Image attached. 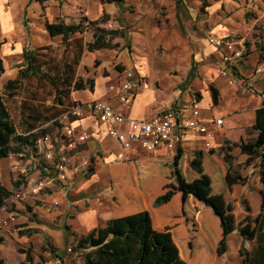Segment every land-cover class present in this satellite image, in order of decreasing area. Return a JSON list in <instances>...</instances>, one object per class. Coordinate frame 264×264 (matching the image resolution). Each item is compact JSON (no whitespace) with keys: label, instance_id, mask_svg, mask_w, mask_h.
Returning a JSON list of instances; mask_svg holds the SVG:
<instances>
[{"label":"crops","instance_id":"0c3cea01","mask_svg":"<svg viewBox=\"0 0 264 264\" xmlns=\"http://www.w3.org/2000/svg\"><path fill=\"white\" fill-rule=\"evenodd\" d=\"M126 1L121 3L100 1L98 16L100 13L101 15L107 14L109 17L110 13L112 15L117 13L119 16L120 11L123 10L124 13ZM147 1L149 5H152V2L158 7L163 6L166 2V0ZM63 3L64 0H47L42 3L31 0H0V57L2 61L4 62L7 56H22L25 47L51 46L54 37L45 28L46 20L52 21L61 18L66 22H77L75 20L68 21L67 12L63 11ZM167 6L168 8H177L175 0H168ZM203 12L207 14L205 11ZM98 16L96 15L93 19ZM120 22L121 25L124 23L117 18V23ZM126 23L124 25L127 28L129 25L139 26L140 24L136 20ZM121 25L119 24L117 28L123 30L124 37H121L123 39L132 37L135 42H139L135 36H152L151 28L143 31L142 28L125 30V27ZM141 43L145 44V41L141 40ZM141 46L134 45L133 62L123 57L124 67L118 70H103L105 68L103 65L94 67L92 63L94 58L97 55H105V53L101 52V49L94 51L85 49L79 62L84 71L81 77L92 78L93 88L71 91L70 100L84 103L95 99H104L115 108H119L116 91L109 89V86L117 88L123 78V71L131 68L140 73L143 80L137 82V90L132 102L123 108L128 116L149 119L157 113L156 104L160 101L173 105L181 115L182 106L189 101L191 96H196L200 102L202 118L205 121H210L221 117L222 124L212 126L213 134L210 137V147L204 148L198 140L191 139L177 150L159 149L150 153H141L130 160H122L120 156L124 153L123 149L114 138L98 131L96 121L88 111L84 110L77 119L72 117L74 125L80 124L91 132L90 138L80 145L81 148L77 149L75 153V158L79 156L84 161L87 157L91 158V173L88 176L84 175L85 177L79 176L66 184L57 182L59 186L53 185L50 190H46L51 191L50 193L43 194L42 192L41 202L28 207V209L23 208L22 203H16L17 215L12 220L8 219L7 211L0 209V236L5 239V234L16 235L20 239L19 243L27 245L26 249L30 250L34 263L81 264L83 255L90 250V248L78 246L81 237L86 236L93 228L104 225L112 217L147 209L150 212L153 227L162 230L169 226L173 238L180 248L181 257L188 264H198L200 259L198 252H207V238L202 239L203 248L197 249L193 253L190 248L187 252L182 249L190 235L183 211H190L188 208L193 200L192 193H189L191 186L181 180L180 172L183 169L188 170L189 164L196 160H199L203 165L204 172L207 173V181L211 183L213 191L219 195L226 212L233 206L232 202H227L225 194L231 191L233 184L238 182L241 184V193L246 201L264 202V149L251 144L232 143L246 139L250 127L254 123L255 111L261 106L260 94L264 91V75L257 73L255 68L260 66L264 70V58L259 65L256 64L257 66L252 70L250 77L255 92H250L245 87L239 86L233 77L234 74L229 73L228 77L224 76L229 85L223 83L217 86L220 99L217 104H213L211 92L209 93L207 89H203L200 95L188 92L185 97V95L181 96V93L173 96L164 88L158 87L159 70L152 66L150 55ZM21 61L19 60L18 63ZM21 67L22 64L17 69ZM195 77L196 74L192 78ZM229 78L233 80L232 83L228 82ZM225 102L228 104L226 108L223 106ZM214 106H220L221 110H213ZM251 135L253 137L254 134ZM228 141L230 143H227ZM223 146H226V150L222 151L221 147ZM196 151L200 152V159L195 156ZM1 159H6V157ZM229 160L230 162H228ZM15 162L17 163L16 169H20L18 165H22L21 161L15 160ZM227 163L230 164L227 165ZM236 164L242 165L239 170L233 171L232 166ZM28 167L30 169V166ZM45 168L41 166L42 174L48 173L47 175L51 176L52 167L46 171ZM6 169L0 167V180L7 179L8 185H11L5 187L10 190L13 185L9 179L12 177V173L14 174V170L9 172ZM169 182L176 191L175 194L167 203L154 207L152 205L154 198L163 192L164 184ZM184 195L187 197L183 204ZM230 214L233 218V213L230 212ZM31 216H35L38 220ZM27 230H32V233ZM38 234H45L48 239H51V243L56 248L54 259L49 258L51 251L44 250L45 254H42V258H39L34 252L37 245L32 241V238ZM71 242L74 243L72 246ZM42 245L43 240L39 239L38 247H42ZM64 245H66L65 248ZM68 246H71V252L66 250ZM79 252H81L80 255ZM13 255L15 256V254ZM18 255L19 264L25 263V253L18 251ZM0 257L5 264H18L7 261L1 253ZM215 260L216 257L208 263L215 264ZM208 263L207 259H203L201 264ZM242 264H244V260Z\"/></svg>","mask_w":264,"mask_h":264},{"label":"rangeland","instance_id":"374dc122","mask_svg":"<svg viewBox=\"0 0 264 264\" xmlns=\"http://www.w3.org/2000/svg\"><path fill=\"white\" fill-rule=\"evenodd\" d=\"M181 1L182 3L174 9L168 8V0L160 7L152 2V5H149L147 0H127L124 13L123 10L120 11L119 16L117 13H113V15L110 13L109 19L101 24V26L107 29L117 28L119 24L121 25V22L117 23V18L124 23H130L136 20L140 22L139 26L129 25L127 28L124 23L121 26H124L125 30H137L138 28H142L143 31L151 28L153 31L152 36H135V39L138 38L139 42H135L132 37L123 39L117 36L113 38L112 43H117V46L109 49H101L100 51L105 53V55H97L94 58L92 62L94 67L103 65L105 66L103 70L121 69L124 67L122 61L124 59L122 58H128V60L133 62L135 54L133 49L134 45H142L141 48H144V51H147L150 55L152 66L159 70L158 80L160 85L158 83V87L164 88L173 96L181 93V96L185 95L186 97L188 92L193 95H200L203 89H207L210 93V85L216 88L223 83L229 85L224 78V76L228 77L229 73L234 74L233 77H235L236 83L239 84V86L245 87L250 92H255L250 77L252 70L259 65L264 58V0ZM99 2L100 0H64L63 11L67 12L66 17L68 21L75 20L78 22L83 16H86L88 20H92L96 15L98 16L100 8ZM100 15L101 13L98 17H100ZM85 24H87V26L83 32L72 35L71 41L66 47L61 43L59 36L53 38V43L46 53V60H49V63L44 64L45 71L49 74H53L49 68L54 61L60 59H66L68 62L72 63L73 54L80 45L82 46V53L80 56H82L85 52L84 46L86 42L92 40L93 31L91 25L88 24L87 21ZM141 40H144L145 44H142ZM216 41H220V44L218 45ZM200 54L202 55L200 56ZM50 58L53 59V62ZM19 60H22L21 63H18ZM194 62L195 69L193 72L196 74V77L194 79L192 78L193 80H189L186 74L188 73L187 71H189L188 69L193 66ZM23 63L24 60L21 55L5 57L3 62L4 71L0 76L1 89H3V85L8 80L14 79L18 75L19 68L17 69V67ZM222 70L226 71V75L222 74ZM83 72L81 63H79L76 66V76H81ZM17 86L14 95L10 96L5 93L4 97L10 116L18 132H23L25 127L21 119V111L23 108L27 111L32 107L45 105L52 106V108H54L52 111H62L64 109L63 106L58 104L59 90L62 88L64 89V86L59 83L56 89L49 79L36 78L30 75L23 79ZM68 101L69 99H65V103ZM223 106L226 108L228 106L227 102H225ZM216 109L221 110V107L214 106L213 110ZM61 118L63 120L62 122L66 121L63 117ZM42 127L46 128V131L49 132L48 134L51 135L57 134L61 130L56 122H49L47 124L42 123ZM251 134H254V132L249 130L246 138H252ZM38 145V148H24L20 156L11 155V157L7 156L6 159L0 160V167L7 168L6 171L9 172H12V164H16L13 162L14 160H19L22 163V165H18V167L21 170L23 167V171H20V169H13L14 174L12 173V177L9 179V181L12 182V187H18L16 186L17 180L22 181L24 179L19 176L20 172L27 174L26 182L29 181L30 178L39 181L43 178L50 177V175H47L48 173L42 174L40 168L42 166L44 168L46 167L45 171L50 170L49 167L51 168L52 166V159L45 157L46 147L43 144L40 146V143H38ZM80 145L76 149H80ZM86 160L90 167L92 164L91 158L87 157ZM83 161L84 159L79 156L75 158V162L79 168H81V171L79 170L71 175L66 183L79 176L85 177L84 173H82V171L86 169ZM228 164L230 163H227V165ZM241 165L242 164L233 165L232 170H239ZM28 166H30V169ZM50 172L52 173L51 175H53L54 169ZM187 180L188 178H186V181ZM54 182V184L50 183L49 185L45 182L47 189L43 191V194L46 192L50 193L51 191L46 190H50L53 185L59 186V183H57L58 181L55 180ZM0 184L8 187L11 185H8L7 179L5 181L0 180ZM191 184L192 189L189 193H192L193 203H190V208L188 209L192 211L195 216L201 218L195 222V218L192 219L194 225L190 224V220L189 228L191 229L194 227L198 230L197 233L194 234L193 231H190V234L192 233L196 236H194L193 242L199 245V239L204 237L201 227L203 225L202 219L205 216L201 211V202L204 204L205 201L199 196V193L202 194V191L196 186L195 180ZM11 189L13 188H10V190ZM41 193L32 195L31 198L23 201L19 200L15 203L13 202L5 211L14 212L15 218L17 215L16 203H22V207L28 209V207H32V205H37V203L41 202ZM225 196L227 202H232L233 206L232 209L227 212L225 211L226 214L223 216L226 222L225 247L223 245L222 229L219 225V211L216 213L212 211V209H207V217L212 218L217 227L221 247L220 253L216 256L215 264H242L244 256L241 251V245L250 250L255 243V238H246L242 236L240 230L242 229L245 232L256 234L258 222L261 218L264 219V202L246 201L241 193L240 182L233 184L231 191L226 193ZM186 197L187 196L184 195L182 198L183 204ZM213 201H215L216 204L219 203L217 199ZM230 212L233 213L232 219ZM31 218L38 220L35 216H31ZM5 235V239H3L0 244V248H2L0 253L7 261L19 264L18 249L21 248L25 250L27 245L25 243H19L20 239H18L16 235ZM39 239L43 240L42 247H38ZM32 241L37 245L34 252L39 258H42V254H45L44 250H48L52 252L49 258L54 259L56 248L51 243V239H48L45 234L34 236ZM73 244L74 243L71 242V246ZM200 246L201 245L198 247ZM65 247L66 245H64V248ZM81 252L78 254L80 255ZM10 253H12V255H10ZM13 254H15V256Z\"/></svg>","mask_w":264,"mask_h":264},{"label":"trees","instance_id":"16d2710c","mask_svg":"<svg viewBox=\"0 0 264 264\" xmlns=\"http://www.w3.org/2000/svg\"><path fill=\"white\" fill-rule=\"evenodd\" d=\"M31 1L42 3L47 0ZM100 1L121 3L124 0ZM180 1L181 0H175L177 6L180 4ZM108 19L109 16L107 14H102L100 17L92 20H88L86 16H83L78 22H66L61 18H57L53 21L46 20L45 28L52 37L59 36L61 43L66 47L70 43L72 35L83 32L87 26V24H85L87 21V23L91 25L93 31L92 40L86 42L84 48L87 51H94L103 48H113L117 46V43L113 44L112 39L117 36L124 37L122 29H107L101 26V24ZM50 47L51 46L23 48L22 58L24 63L19 69L18 75L14 79L8 80L3 85V89H1L0 86V158L7 157L11 153L22 152V150L27 147L35 148L37 139L49 133L46 131V128L42 127V123L56 122L60 127L61 122L59 119L72 105L77 103L76 101L70 100L71 91L93 88L92 78L84 79L81 76H76L75 73L76 66L81 59V45L74 52L72 63L68 62L66 59H60L53 62V59L50 58L53 63L49 69H51L53 74H49L44 70V64L49 63V60H46V53ZM194 67L195 62L188 71L189 80L195 75L193 72L195 69ZM3 71V61L0 57V76ZM30 75H33L36 78L49 79L56 89L58 88V83L64 86V89L62 88L59 90L58 94V104L63 106L64 109L62 111H52V109H54L52 106L45 105L35 106L27 111L23 108L21 111V119L22 124H24L25 127L23 132H18L16 125L10 116L4 95L5 93L10 96L14 95L15 90L18 87L17 85ZM209 89L213 104H217L220 99L218 89L213 85H210ZM65 99H69V101L65 103ZM250 131L254 132L252 138H246L245 140L232 143L251 144L264 149V107L260 106L256 109L254 123L251 125ZM227 143L230 142L228 141ZM221 150H226V146L221 147ZM194 154L198 159L201 158L199 151H196ZM228 162H230V160ZM189 165L190 168L188 170L183 169L180 171L181 180L185 182L186 178H188L189 181L187 180L186 184H190V186H192L191 183L195 180L196 186L202 191V194L199 193V196L205 201L203 204L200 200L202 206L201 211L205 216L202 219L203 227H201L204 237L201 238L203 240L207 238V252H198L200 254V259L197 263L201 264L203 259H207L208 263L220 253L221 247L217 227L213 219L207 217V209H212V211L216 213L219 211V225L222 229L224 247L226 246V222L223 219V216H225L226 213L222 202L219 199V195L213 191L211 183L207 181V173L204 172L203 165L199 160L191 162ZM91 171L92 167L90 166L85 175L88 176ZM175 192L176 191L171 187L170 182L165 183L163 186V192L154 198L152 205L158 207L167 203L171 200ZM9 194L10 190L0 184V207L4 204V201ZM214 199H217L219 203L216 204L215 201H213ZM183 215L188 226L190 220V224L194 225V222L201 218L195 216L192 211H183ZM192 219H194V222H192ZM263 225L264 219L261 218L258 222V230L256 234L245 232L242 229L240 230L242 236L246 238H255V243L250 250L241 245L244 264H264ZM27 231L32 233V230ZM189 231H193L194 234L197 233L198 230L193 227L191 229L189 228ZM193 234L191 233L189 235L188 240L182 246L186 252L189 248L192 250L191 253L197 249L203 248L202 239H199L200 247L193 242V238L196 237ZM2 239L3 238L0 236V243L2 242ZM78 246L90 248V250L83 255L81 264H188L187 261L181 257L180 248L173 238L170 227L166 226L162 230L155 229L153 227L150 212L147 209L110 218L104 225L93 228L86 236L81 237ZM18 251L25 253L26 262L22 264H40L33 262L29 249L24 250L19 248ZM0 264H5L1 257Z\"/></svg>","mask_w":264,"mask_h":264},{"label":"built area","instance_id":"2783aa9c","mask_svg":"<svg viewBox=\"0 0 264 264\" xmlns=\"http://www.w3.org/2000/svg\"><path fill=\"white\" fill-rule=\"evenodd\" d=\"M216 42L220 44V41ZM255 71L264 75V70L260 66L256 67ZM221 72L226 75L225 70ZM142 77L136 70L129 68L123 71V78L117 88L109 86V89L116 91L119 108H115L104 99L77 102L72 105L62 115L66 121L62 122V118L59 119L61 122L59 133L45 134L37 139L36 148L39 146L38 143L40 146L43 144L46 147L45 157L52 159L53 175L39 181L30 178L26 182L27 174L20 172L19 176L24 179L17 180L16 186L18 187H12L13 189L10 190L9 196L6 197L0 209L7 210L13 202L23 201L31 198L32 195L40 194L47 189L46 183L49 185L55 180L66 183L71 175L81 171L75 162L76 148L90 138L91 132L80 124L74 125L72 120L79 118L84 110L92 115L99 132H104L118 142L124 151L120 156L122 160H130L141 153H150L159 149L177 150L191 139L198 140L204 148L210 147L212 126L221 125L222 118L205 121L202 118L200 102L196 96H191L189 101L182 106L181 115L173 105L165 101L157 102V113L149 119L132 118L124 112L123 108L132 102L136 94L137 82H142ZM228 82L232 83L233 80L229 78ZM260 96L262 98L261 107H264V91ZM11 155L20 156L22 154L11 153L8 156L11 157ZM13 162L16 163L15 160ZM83 164L86 169L82 173L85 175L89 168L87 160L83 161ZM11 167L16 169L17 163L12 164ZM8 219H14V212H8ZM66 250L71 251L72 248L68 246Z\"/></svg>","mask_w":264,"mask_h":264}]
</instances>
